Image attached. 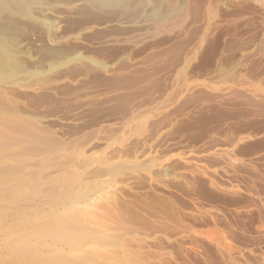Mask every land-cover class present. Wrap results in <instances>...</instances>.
<instances>
[{"label":"rangeland","instance_id":"rangeland-1","mask_svg":"<svg viewBox=\"0 0 264 264\" xmlns=\"http://www.w3.org/2000/svg\"><path fill=\"white\" fill-rule=\"evenodd\" d=\"M45 1L36 31L27 19L12 27L23 67L37 71L23 79V110L60 139L91 131L93 155L121 169L108 191L122 221L101 224L103 248L117 264H261L264 0L186 14L184 0H142L141 14L89 15L73 0ZM150 59L158 80L147 132L105 146L92 130L147 100L135 92L127 105L115 102L116 71ZM90 169V179L106 174Z\"/></svg>","mask_w":264,"mask_h":264},{"label":"bare ground","instance_id":"bare-ground-1","mask_svg":"<svg viewBox=\"0 0 264 264\" xmlns=\"http://www.w3.org/2000/svg\"><path fill=\"white\" fill-rule=\"evenodd\" d=\"M73 1L72 7L82 13L92 10L91 14L95 8L116 9L123 14H141L147 8H141L142 0ZM184 1L180 10L185 14L191 6L214 13L223 2ZM44 2L0 0V264H117V256L103 248L106 234L101 224L122 221L115 197H109L108 191L115 186L112 177H117L121 169L109 161L111 158L93 155V141L88 139L91 131L89 136L60 139L42 125L43 119L23 110V79L37 71L23 67L22 51L18 45L14 48L12 27H19L27 19L25 22L31 21L36 31V15L44 10ZM153 60L116 71L119 85L111 91L115 102L125 106L135 92L147 96V100L129 104L115 124L92 130L105 146H121L132 135L147 132L153 110L147 102L154 95L152 83L158 80L150 72ZM173 90L170 83L161 94L169 95ZM93 165L104 170L103 178L90 179L89 168Z\"/></svg>","mask_w":264,"mask_h":264}]
</instances>
